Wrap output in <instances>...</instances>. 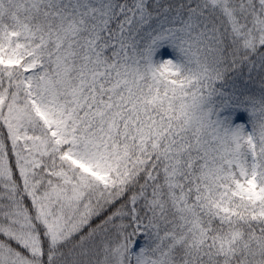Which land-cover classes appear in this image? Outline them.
Instances as JSON below:
<instances>
[{
  "label": "snow or ice",
  "instance_id": "snow-or-ice-1",
  "mask_svg": "<svg viewBox=\"0 0 264 264\" xmlns=\"http://www.w3.org/2000/svg\"><path fill=\"white\" fill-rule=\"evenodd\" d=\"M0 264H264V0H0Z\"/></svg>",
  "mask_w": 264,
  "mask_h": 264
}]
</instances>
